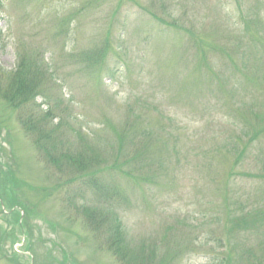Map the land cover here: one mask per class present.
Returning <instances> with one entry per match:
<instances>
[{
	"label": "rangeland",
	"instance_id": "1",
	"mask_svg": "<svg viewBox=\"0 0 264 264\" xmlns=\"http://www.w3.org/2000/svg\"><path fill=\"white\" fill-rule=\"evenodd\" d=\"M18 55L47 97L24 108ZM50 109L105 160L104 191L39 150L26 119ZM116 240L162 264H264V0H0V264H124Z\"/></svg>",
	"mask_w": 264,
	"mask_h": 264
},
{
	"label": "trees",
	"instance_id": "2",
	"mask_svg": "<svg viewBox=\"0 0 264 264\" xmlns=\"http://www.w3.org/2000/svg\"><path fill=\"white\" fill-rule=\"evenodd\" d=\"M35 55L37 56V54ZM90 55L91 54H85L81 62H85L90 67L96 66L98 64V60L102 58V54L100 58H98L97 55L93 52H92L93 57H91ZM90 58L93 59L90 60ZM18 59H19L18 61L19 64L17 66V76L15 75L12 81L8 83L10 87L13 85L15 86L18 85V89L21 93L20 95L23 100V103L19 104L18 107L24 108V106L26 105L25 103L28 92L29 93L33 92L32 98H30L31 100L32 99L35 100L37 97H41L44 100L47 99L45 95L42 96V93L38 89L39 86L38 81L35 80L37 76L41 75L40 66L38 64L33 66V64H31L28 61V58L25 55L22 56L18 55ZM34 107L40 110V105L34 103ZM50 110H47L44 114H36L35 118L31 117V120L33 121L32 124L28 118L26 119L28 122L27 131L29 130L36 135L37 140L35 141V143H37L39 150H41L42 153H45L46 156L49 157V162L55 171L61 172V170L62 171L64 170L63 167L72 171L77 163L79 167L85 168L84 170L77 171L78 174H76V178L82 184L81 189L85 190L90 186H94L98 192L104 191L102 174L106 169L103 168L102 170H100L96 168L106 164L105 160H96V162L92 163L87 159H85L86 162H84L81 159V156L87 155L86 152L75 151L74 146L66 143L65 140L66 135L60 131L61 127H59V124L54 123V120H56L58 117L53 116L55 112ZM44 121L50 122L49 124L51 125V127L48 128L49 124L45 123ZM22 125L23 126L26 125V122L23 120H22ZM25 134L28 135V133L26 132ZM230 145H237V144L233 142L230 143ZM48 147H50V149ZM78 166L77 168H79ZM91 168L93 169L89 171V169ZM83 173H84V178L82 180L80 178L82 177ZM11 182L12 180L10 181V183ZM23 184L24 183H21V185ZM12 204H13L12 207L16 205L20 207L24 212L29 211L27 208L19 205L17 202H13ZM119 223L117 222L115 224V230H114L115 237L117 238L121 237L122 227H123L121 221H119ZM113 247H114L113 254L117 256L118 261H122L124 264H162V262L159 263L157 262V258H158L157 255L159 254H157V251H155L154 248L150 250L148 249V251H146L143 248L145 247V245H142L139 248L140 255L137 256V254H132V253L129 254L128 250H124L122 246L119 245L118 240H116V242L113 243ZM162 257L165 259L168 258V256L164 254ZM162 261H164V259H162Z\"/></svg>",
	"mask_w": 264,
	"mask_h": 264
}]
</instances>
